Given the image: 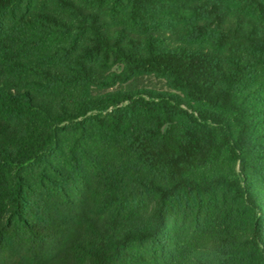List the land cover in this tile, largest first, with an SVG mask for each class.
<instances>
[{"label":"trees","instance_id":"1","mask_svg":"<svg viewBox=\"0 0 264 264\" xmlns=\"http://www.w3.org/2000/svg\"><path fill=\"white\" fill-rule=\"evenodd\" d=\"M0 264H264V0H0Z\"/></svg>","mask_w":264,"mask_h":264},{"label":"rangeland","instance_id":"2","mask_svg":"<svg viewBox=\"0 0 264 264\" xmlns=\"http://www.w3.org/2000/svg\"><path fill=\"white\" fill-rule=\"evenodd\" d=\"M145 85H151V86H157V88H161L162 86L159 85L158 83L154 82V81H143L141 82L140 86H145Z\"/></svg>","mask_w":264,"mask_h":264}]
</instances>
